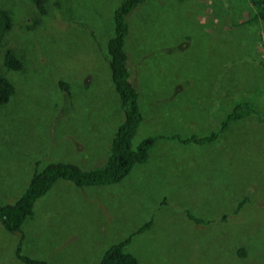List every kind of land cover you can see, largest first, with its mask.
Listing matches in <instances>:
<instances>
[{"label": "rangeland", "instance_id": "1", "mask_svg": "<svg viewBox=\"0 0 264 264\" xmlns=\"http://www.w3.org/2000/svg\"><path fill=\"white\" fill-rule=\"evenodd\" d=\"M119 3L49 0L48 16L29 30L40 16L34 0H0L13 19L0 70L16 85L0 106V204L16 202L38 161L41 171L53 162L92 169L107 160L125 115L100 47ZM243 3L150 0L131 14L143 114L134 146L154 135H205L241 101L264 118V22L241 25ZM7 49L22 57L24 71L4 68ZM59 81L70 84L71 96ZM255 116L231 123L212 143L159 140L148 161L116 184L57 180L22 234L0 223V264H23L15 255L21 235L32 258L99 264L111 245L151 219L153 227L129 247L141 264H264V125Z\"/></svg>", "mask_w": 264, "mask_h": 264}, {"label": "trees", "instance_id": "2", "mask_svg": "<svg viewBox=\"0 0 264 264\" xmlns=\"http://www.w3.org/2000/svg\"><path fill=\"white\" fill-rule=\"evenodd\" d=\"M148 1L150 0H118L120 2L119 6H114V13L108 19V22L111 21L109 24L111 28L110 34L104 44L101 45L102 47H100L101 55L105 56L108 60L112 82L121 100V108L125 115L124 122L118 126L111 140L107 160L101 164L102 166L100 165L92 169H83L71 162H53L47 164L41 171L38 170L41 167V161L36 162V171L16 202L0 204V223L9 233L22 234V227L25 221L34 215L36 201L46 195L59 179L69 180L79 187L116 184L128 176L136 165L145 164L148 161L152 148L159 140L168 139L170 141H178L181 144L195 143L198 145L212 143L228 129L231 123L240 122L253 115H256L255 117L264 125V118L254 105L247 101H241L234 105L232 111L222 119L218 129L211 130L205 135L199 133H195L189 137H183L181 134L154 135L145 138L138 146H134L133 141L143 121V114L139 99L140 94L133 81L131 67L132 64H135V50L137 46L131 43V39H133L135 34L133 32L135 28H131L130 16L138 7L141 5L145 6V3ZM34 2L40 16L34 21L33 25L29 26V30L43 23V17L48 16L47 4L49 0H34ZM246 6L248 8L247 13L243 11ZM242 11L244 20L241 25L264 22V0H244ZM12 20L11 13L7 8L0 7V48L7 34L12 29ZM73 20H75V17L72 15L70 22L74 23L75 21ZM78 23L85 25L82 21ZM129 37L131 38L130 40L128 39ZM3 64L6 70L21 72L25 69L22 57L13 49L6 50ZM3 73L6 74V72H0V106L8 104L16 93L15 83ZM58 84L62 93L68 97L71 96L72 92L69 83L59 81ZM70 134L72 132L66 134L63 139L67 140ZM74 134L79 148L80 137L76 133ZM246 202V198L240 201L236 212H239ZM186 212L187 217L191 221L199 225L204 224L205 221L195 216L190 210H186ZM153 225L154 220L151 219L126 239L111 245L101 257L99 264H141L134 252L129 250V247L135 235L145 233ZM23 240L24 236L21 235L15 253L16 258L20 262L23 264H49L45 260L35 259L24 254L22 252ZM239 254L246 255L245 249H241Z\"/></svg>", "mask_w": 264, "mask_h": 264}]
</instances>
